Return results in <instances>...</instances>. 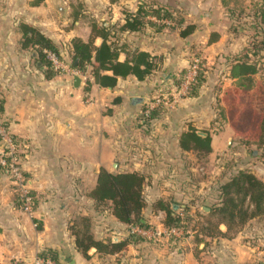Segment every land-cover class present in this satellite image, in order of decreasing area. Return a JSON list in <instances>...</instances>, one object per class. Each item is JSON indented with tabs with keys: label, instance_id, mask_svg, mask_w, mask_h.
<instances>
[{
	"label": "crops",
	"instance_id": "0c3cea01",
	"mask_svg": "<svg viewBox=\"0 0 264 264\" xmlns=\"http://www.w3.org/2000/svg\"><path fill=\"white\" fill-rule=\"evenodd\" d=\"M95 1L0 0L1 117L19 144L21 165L35 196L33 213L22 212L13 185L0 171V264L14 258L22 264H33L42 252L54 254L60 264L263 263L264 214L252 218L231 237H204L201 243L193 240L194 230L191 233L187 229L186 236L169 239V248H165L166 244L147 246L151 243L142 239L112 254L90 248L88 257H84L77 249L71 227L81 217L88 218L96 239L120 241L128 237L130 225L118 221L110 209L101 210L87 195L95 186L100 168L144 174L148 201L161 197L197 202L205 196L188 182L194 162L188 155L191 151L181 149L178 142L189 125L194 127L193 119L201 117L196 106H202L198 99L204 92L202 88L196 97L186 100L180 93L186 89L183 83L177 89L173 82V76H180L186 69L188 36L180 37L178 31L174 36L166 28L159 32L151 27L122 31L115 41L125 44L127 51L140 50L162 58L160 67L145 79L128 75L118 78L114 87L96 84L91 66L83 74L64 70L48 78L34 46H22L19 26L25 23L51 38L63 55L61 61L67 64L70 41H86L91 31L90 24L80 25L68 8L73 2L96 6ZM140 3L137 0L133 4L137 8ZM152 5L167 6L166 2ZM176 5L186 8V0H176ZM124 18H118L120 24ZM101 41L96 37L94 44ZM125 56L120 53L119 60ZM75 75L80 77L78 87L74 86ZM159 94L168 100L167 111L142 124V109ZM210 135L213 150L214 138ZM247 168L264 181V163L258 157L248 159ZM142 214L146 227H163V212L145 209ZM219 229L225 231L226 227L220 224ZM208 241L213 246L209 247ZM196 248L200 251L196 252Z\"/></svg>",
	"mask_w": 264,
	"mask_h": 264
},
{
	"label": "trees",
	"instance_id": "16d2710c",
	"mask_svg": "<svg viewBox=\"0 0 264 264\" xmlns=\"http://www.w3.org/2000/svg\"><path fill=\"white\" fill-rule=\"evenodd\" d=\"M124 19V23L118 28L121 32L126 30L141 31L145 26H149L159 32L168 27L170 22L173 23L176 20L175 15L167 8L151 6L144 2L140 3L134 12H125ZM175 22L181 27L183 18ZM19 27L22 32V46H34L37 60L40 62V66L45 68V76L49 78L54 73H57L58 70L47 59L46 52H52L59 60H62L64 58L61 55L59 46L51 38L31 25L21 23ZM195 29L196 26L193 23L184 25L180 28L179 35L187 37ZM90 30L88 40L83 41L79 38H73L70 41L69 64L71 68L82 74L86 72L88 66H91V76L93 81L99 86L114 87L118 78H125L128 75H133L138 80H143L152 71L160 67L161 56H153L140 50L127 51L125 44H119L115 41L116 31H112L103 23L92 21ZM96 37L102 39L97 46L94 44ZM216 40H218V34L217 32H212L208 43H213ZM122 52L126 54L125 59L119 60V55ZM257 71L258 68L254 62L237 59L230 66L229 75L238 80L236 89L246 91L251 86L252 77ZM185 72L186 69L180 74L181 80L175 82L177 89H179L185 79ZM202 81L201 73L197 72L191 83H189L187 91L185 90L182 96L196 97L199 94ZM86 83L89 85V80ZM162 108L163 106L159 104L153 107L147 115H144L142 111L139 118L141 123L148 124L159 117L164 112ZM242 110L243 108L240 107L237 114L241 116ZM1 113L2 99L0 98ZM231 124L235 134L240 135L237 125L232 121ZM245 124L248 125L247 121ZM253 125L255 127L252 128L251 133L253 135L251 137L254 136L253 140L259 142H253L245 137H240V139L246 145L245 147L249 149L252 156L264 161V129L260 126L261 130L258 133L256 130L260 123L254 122ZM202 132H205L206 135H200L197 129L189 125L187 130L179 136L180 148L193 152L198 158L209 154L212 151L211 135L207 131ZM253 144L256 147H253ZM146 183V176L140 172H110L100 168L95 186L87 195L93 199L97 206L107 202L110 203L111 214L122 223L137 224L145 227L147 223L142 211L148 209L152 213L163 212V227L186 229L187 227L182 223L181 216L184 213L186 215L189 213L191 204H186L185 206L175 200L161 197L148 201L144 193ZM215 201L214 204L205 206L209 208L208 212L200 214L201 216L206 215L207 223L200 224L197 228L194 227V241L196 243L204 242V237H231V235L240 231L252 218L262 216L264 214V181L249 170H238L227 180L220 182L217 187ZM17 202L19 204L18 199ZM209 217L214 219L210 220ZM80 221L84 223L83 230H73L74 226L71 228L72 234L75 236L76 247L84 257H88L87 252L90 248H95L101 254H112L121 251L128 243L142 240V238L130 231H128V237L120 241L96 239L91 233L88 218L81 217ZM220 224L225 225V231L219 229ZM39 256L51 258L57 264H60V261L51 252H42L39 253ZM261 264H264V262Z\"/></svg>",
	"mask_w": 264,
	"mask_h": 264
},
{
	"label": "rangeland",
	"instance_id": "374dc122",
	"mask_svg": "<svg viewBox=\"0 0 264 264\" xmlns=\"http://www.w3.org/2000/svg\"><path fill=\"white\" fill-rule=\"evenodd\" d=\"M136 1L106 0V2H100L96 0V6H89L88 2H73L72 6L68 8V12L77 16L80 25L87 26L92 21L103 23L112 31H116L115 37L119 38L122 32L118 29L121 25L118 18L125 17V12H134ZM140 1L151 6H153L152 2L155 4L166 2L165 8L175 15L176 20L183 18L181 27L190 23L196 26L195 32L186 38L185 76L187 80L192 65H195V73L190 77L192 79L189 83L197 72L201 73L203 81L199 92L202 88L204 89L203 101L200 97L198 103L202 106L199 108V104L196 106L201 117L198 120L193 119L195 123L193 126L197 130L212 134L214 147L211 153L199 158L193 152L188 153L192 156L194 165L189 171L192 173V177L189 176V181H187L191 185H195L196 190L200 188L203 192L201 193L202 197L204 194L205 196L197 202L190 199H172L185 206L191 204L189 213L187 215L184 213L181 216L182 223L187 227L183 229L182 237L189 234L187 229L191 233L194 230V240V227L197 228L200 224L207 223L206 215L201 216L200 214L208 211L203 210L202 207L210 206L216 202L217 187L220 182L227 180L238 170H248L247 161L252 159V155L245 147L246 145L241 142L240 137L249 138L258 143L259 141L253 140L254 136L251 137L253 135L252 128L255 127L254 122L260 123L257 130L255 129L256 132H260V126L264 129V0H186V8L176 5V0ZM130 2L134 4L131 5ZM184 18H186V22ZM175 21L170 22L166 29L164 28L174 36L177 31L179 33L181 28ZM144 28L150 27L145 26ZM212 32H217L218 40L208 43ZM237 59L254 62L258 68L252 77L251 86L246 91L236 89L238 80L229 75L230 66ZM66 63V65H70L69 59ZM180 78L182 77L174 75L173 82L180 81ZM189 83L186 85V91ZM185 90L180 92L181 96ZM166 97L170 98L171 96L166 95ZM156 98L160 100L159 104L166 112L168 100L163 99L161 94ZM155 99L150 104H153ZM186 100H188L187 96ZM240 107L243 108L241 116L237 114ZM187 108L186 112H188ZM201 118H204L205 121H201ZM231 121L237 125L240 135L235 134ZM246 121L248 125L245 124ZM218 138L220 139L219 143H217ZM253 147L256 145L253 144ZM259 160L262 164L264 163L260 158ZM190 166L188 165V167ZM174 170L176 172L177 168ZM168 186L170 189L171 186ZM192 191L193 187L191 186L190 193ZM190 201L192 202L190 203ZM109 205L110 203L107 202L100 205L99 208L106 210L109 209ZM209 219L213 220L214 218L209 217ZM83 224L80 218H77L72 224L73 230H83ZM142 239L144 240V238ZM159 239L160 241L146 239L145 242L151 243L146 244L151 247L157 244L160 246L166 244L165 248L170 247L167 244L169 240L163 237ZM209 239L211 240L210 237ZM208 246H213L212 241H208ZM195 250L196 252L200 251L197 248Z\"/></svg>",
	"mask_w": 264,
	"mask_h": 264
},
{
	"label": "built area",
	"instance_id": "2783aa9c",
	"mask_svg": "<svg viewBox=\"0 0 264 264\" xmlns=\"http://www.w3.org/2000/svg\"><path fill=\"white\" fill-rule=\"evenodd\" d=\"M47 59L51 62L55 69L58 71H69L71 74H77L78 71L69 68L61 60H59L52 52H46ZM195 73V65H192L190 74L183 82L184 88L190 82V77ZM159 99L156 98L153 104L146 106L143 110V114L147 115L149 111L159 104ZM0 171L10 180L13 185V189L16 192L17 199L19 201V208L22 212L31 215L33 213L35 196L32 193L29 179L22 168L20 156H19V144L17 140L11 135L2 121L0 114ZM129 231L141 238L157 241L160 237L167 240L178 239L182 237L183 229L178 227H143L137 224L129 226ZM6 264H22L18 259H12ZM33 264H57L51 258L37 257Z\"/></svg>",
	"mask_w": 264,
	"mask_h": 264
},
{
	"label": "water",
	"instance_id": "95a60500",
	"mask_svg": "<svg viewBox=\"0 0 264 264\" xmlns=\"http://www.w3.org/2000/svg\"><path fill=\"white\" fill-rule=\"evenodd\" d=\"M73 78H74V86H75V87H78L79 84H80V77H79L78 75H75V76H73ZM199 134H200V135H203V136L206 135L205 132H199ZM202 209H203V210H206V211H209V208H207V207H205V206L202 207Z\"/></svg>",
	"mask_w": 264,
	"mask_h": 264
}]
</instances>
